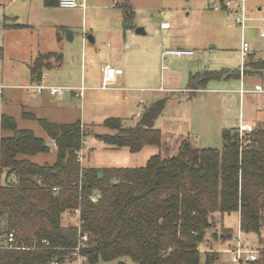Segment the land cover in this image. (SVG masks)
I'll return each instance as SVG.
<instances>
[{"label": "trees", "instance_id": "1", "mask_svg": "<svg viewBox=\"0 0 264 264\" xmlns=\"http://www.w3.org/2000/svg\"><path fill=\"white\" fill-rule=\"evenodd\" d=\"M224 1V0H220ZM55 5V0H45ZM127 26L134 12L125 4ZM63 61L62 52L39 54L30 63L35 80ZM264 59L250 56L247 74L263 77ZM240 76L221 71L192 74L197 88L214 79ZM24 117L35 118L29 112ZM56 140L57 160L39 164L30 156L51 150L32 129H19L14 116L3 114L1 126L14 135L0 139V233L14 231L29 249H5L0 264H48L64 260L80 241L77 224L63 223L66 212L81 210L82 254L90 264L121 259L127 264H201V243L216 212H239L242 232L261 233L264 226V127H255L241 142L238 127L223 130L224 146L194 148L183 142L176 155H153L143 167H86L79 160L85 127L81 120L56 123L37 118ZM115 132L97 134L105 143L133 153L160 145L162 130L108 117ZM99 199L92 201V195ZM234 233L224 228L222 237ZM45 240V241H44ZM262 254L253 264H264ZM211 252H207L209 254ZM71 257V256H70ZM216 258L208 255L207 264Z\"/></svg>", "mask_w": 264, "mask_h": 264}, {"label": "rangeland", "instance_id": "2", "mask_svg": "<svg viewBox=\"0 0 264 264\" xmlns=\"http://www.w3.org/2000/svg\"><path fill=\"white\" fill-rule=\"evenodd\" d=\"M117 1H119L118 5L114 4V0L108 2L107 5L111 9L99 8L96 12L91 9L86 10L83 17L82 9L72 8V10L76 9L73 21L70 20L74 28L65 32L64 45H62V50L60 48L64 53L63 63L60 67L61 78L69 79L73 73L74 75L78 73L82 65V51L85 45L81 32L82 25H85L88 32L91 33V28L98 29V31L96 29L98 39L95 43L89 40L87 42V58L83 61L84 72L91 73V71L97 70V67H93L90 62V46L99 52L113 48L118 53L122 52L126 58L125 63H127L128 69L124 76L134 72L133 80L135 82L142 84L152 82L156 86H161L163 91L154 93L87 91V96L83 99L75 96L68 97L66 94L68 99L65 106L67 109H58L56 103H53V106L49 108L42 107L39 104V97L42 95L36 96L37 94L27 87L6 88L4 89L5 93L0 95V139L4 136L14 135V131L2 129L1 117L3 113H6L16 118L19 129H32L37 136L47 140L51 148L49 152L30 156L32 161L39 164H53L57 160L54 143L37 120V118L43 117L49 120L61 117H68L71 121L81 120L85 127L84 144L81 149L82 165L86 167H143L155 154H160L164 158L176 155L183 142H187L194 148L221 150L224 146L223 130L235 125L241 114V95L238 92L241 86L240 77L232 75L228 79L211 80L205 88L194 94L190 88L197 81L193 82L190 74L224 69L229 70L232 74L238 72L242 63V27L236 23L232 15L207 8L209 2L205 0ZM125 4H128L135 14L132 21L134 26L142 27L145 30L143 34L135 33V41L130 34H134L137 28H131L130 34L127 33L124 37L125 26L128 22L124 10V7H127L124 6ZM69 9L71 8H65V10ZM78 14L80 17H77ZM66 16L69 17L68 13ZM163 21H168L172 27L162 29ZM78 30H80V34H78ZM260 32L259 27L246 29V40L250 42L251 49L255 45H264V39L259 35ZM69 33L75 38L70 39ZM181 44L186 45L182 47L193 48L196 54L191 58L170 56L166 62L168 68L163 70L160 49L162 51L164 48H178ZM149 47L150 52L147 50ZM14 54L15 48L13 49L8 42L6 45L0 43V82L14 84L19 79L31 83L29 65L27 66L30 58L19 61L14 58ZM150 56H152V60L157 58L156 63L151 61V66L147 64ZM253 56L256 59L257 55ZM51 60L54 62L55 57H52ZM142 60L145 61L148 71L150 67L152 73L150 80L139 78L141 68L144 70L145 66ZM52 68L47 70L51 77L57 72L54 66ZM144 72H147L146 69ZM246 75V83L251 86L254 82L250 80L251 83H248L247 79L250 78V75H256ZM253 79L256 80L258 77ZM168 87L176 88L168 89ZM46 94L49 95L48 92L43 95ZM126 94H128L127 98H125ZM159 100H164V106L155 120L154 126L162 130L160 145H147L142 151L133 153L128 147L111 146L97 136V134L115 132L104 125V121L108 117H120L125 126H134L140 122L143 113ZM261 102L259 95L246 93L243 103L245 116L252 119L251 121L259 128L264 127V120H262L264 109L260 107ZM23 109L29 113L34 112L36 117H23ZM137 113L140 116H136ZM63 223L65 225L77 224L78 216L73 212H66ZM223 224L232 228L234 233H238L240 230L236 212L214 213L213 226L207 230L206 237L200 246L202 250L201 264H207V257L212 253H216V258L211 264H233L230 254L225 251L230 243L228 239L221 237L225 228ZM242 237L247 246L261 248L264 246V226L261 234L244 232ZM207 252L211 253L207 254ZM120 260L102 261L101 264H120ZM125 261L127 264H133L130 258Z\"/></svg>", "mask_w": 264, "mask_h": 264}, {"label": "crops", "instance_id": "3", "mask_svg": "<svg viewBox=\"0 0 264 264\" xmlns=\"http://www.w3.org/2000/svg\"><path fill=\"white\" fill-rule=\"evenodd\" d=\"M55 1L57 2L55 5H47L45 0H0V43L6 45V43L8 42V44H10V46L13 49L15 48L14 58L16 60L25 61L27 60L26 58H30L29 59L30 61H28L27 66L29 65L28 69L30 70L29 72H30V80H31V83H28V81H22L18 79L19 81L16 80L17 82L14 84L5 83L2 81L0 82V85H4L5 86L4 89L6 88L18 89V88L27 87L28 89L33 90V92L37 94L36 96L42 95L41 97L38 96L40 98L39 104L42 107L49 108L53 106V103H56L58 105V109H67L65 106V104L67 103V99H68L65 96L66 94L68 97L75 96L77 98L83 99L84 97L87 96V91L88 92L89 91H108L112 93L129 92V91H133V92L141 91L142 93L143 92H153L154 93V92L163 91V88L161 86L160 87L156 86V84L152 82H144L143 84L139 82H135L133 80L134 72L130 74L128 73L127 76H124L126 74V70L128 69V65L127 63H125L126 58L125 56H123L122 52L118 53V51L113 48L107 49L103 52H99L96 48H94L93 46H90V62L93 67L95 66L97 67V70L91 71V73H88L87 71L84 72L83 61L84 59L87 58V52H88L87 42L89 40L90 42L95 43L98 39V32H97L98 29L96 28L97 29L96 31L94 27L91 28L90 29L92 31L91 33V32H88V29L87 27H85V25H82V32H81V36L83 39L82 41L85 47L83 48V51H82V54H83L82 65L80 69L78 70V73H75V75L73 73V75H71L69 79L63 80L60 75L61 74L60 67L63 61L60 64H56L57 60H55L54 64L56 65H54L55 67L54 69H56L57 72L53 74V76L51 77V74L47 70H45L42 75V78L40 80H35V75L33 74L30 68V63H32L39 54H43L47 52H62L61 51L62 45H64V40H65L64 34L69 29L72 30L74 28L71 25V21H73V17L76 13V9L72 10L71 8L69 10H65V8H61L58 5V0H55ZM205 1L206 2L208 1L209 3L215 2L214 0H205ZM108 2H110V0H81V6L77 8L82 9L81 15L83 17L86 13V10H89V9H91L94 12H96L99 8L111 9L107 5ZM114 4L118 5L119 1L114 0ZM246 4L248 8V14L251 17L257 19L251 22V27H256V28L259 27L261 31H264V24L259 20L261 17L264 16V0H246ZM124 10H126V7H124ZM218 11H223L229 15H232L231 13H228L225 10H218ZM65 12L68 13V16L70 18L66 16ZM79 14L77 15V17H80ZM163 22H166V21H163ZM125 27H126V31L124 32V37H126L127 33L130 34L131 28L132 29L137 28L136 26H134V24L132 26H125ZM171 27H172L171 24H170V27L168 28H163L161 25V28L164 30L170 29ZM77 28L79 29V27ZM78 32H79L78 34H80V30H78ZM135 33L137 32H134V34H130L132 35V38L134 41H135V38H134ZM140 34H143V33H140ZM68 36L70 39L75 38L71 33H69ZM260 37L264 39V36L260 35ZM126 46H127V43H126ZM182 46H186V45L181 44V46H178V48L193 49L190 46L189 47H182ZM165 49L166 48H164L162 51L160 49V52H159L161 56L160 58H162V53ZM147 50L148 52H150V47ZM62 54H63V59H64V53L62 52ZM159 54H158V58H159ZM195 54L177 56V57L191 58ZM253 55L255 56L257 55L256 59L258 58L264 59V45H260V44L255 45L254 48L252 49V56ZM173 56H176V55H173ZM151 61H154L156 63L157 58L152 60V56H150L147 60V64L150 65ZM142 63H144L145 65V61L143 62L142 60ZM108 64L122 67L124 69V73L119 75L117 80L114 83L110 84L108 88H104L103 84H104L105 67ZM143 68L144 70L146 69L147 72H144V70H142L141 68V73L139 74V78L141 80H147V79L150 80V77L152 75V73L150 72V67H149V71L147 70V65H145ZM263 75H264V71H263ZM191 76H192V73L190 74V78ZM249 77L250 78L247 79L248 83H251L250 80H252V82H255V81H258V79H260L258 75L256 76L250 75ZM254 77H258V79L254 80L253 79ZM39 81H43L47 85L63 86V87H66V90L63 94H60V95H53L48 91L46 92H48L49 95L47 94L43 95L45 92L43 94H39L36 92L35 89L30 87L31 84H34ZM196 86H197V83L192 88H190V91L194 94H196L199 90L203 89V88L198 89ZM169 88L175 89L176 87H168V89ZM240 88L238 89L239 93H240L239 91ZM177 89H181V88H177ZM4 93L5 92H3V94ZM245 95L243 96L241 95V108H242L241 114H240V117L237 119L236 124L233 125L232 127L237 126L240 118H243L246 122L256 127V124L253 121H251L252 119L250 120L245 116V112L243 110V103H244ZM127 96L128 94L125 95V98H127ZM259 96L261 97V100H262L260 107L264 109V95H259ZM26 107H29V106H26ZM24 112H26V109L22 110V115ZM3 114H6V113H3ZM32 114L35 115L34 112ZM137 115L138 113L136 114V116ZM61 116H64V115H61ZM66 119L68 121H65ZM262 120H264V116L262 117ZM50 121L56 122V123H72L78 120L71 121L68 119V117H61L60 119H53ZM236 214L239 220V228H240V214L239 212H236ZM223 227L230 228L229 226L227 227V225L225 224H223ZM234 234H237V233H234ZM228 241L230 244L232 243L231 238H229ZM251 248H255V247H251ZM262 248H264V246H262L261 248H257V249H262Z\"/></svg>", "mask_w": 264, "mask_h": 264}, {"label": "built area", "instance_id": "4", "mask_svg": "<svg viewBox=\"0 0 264 264\" xmlns=\"http://www.w3.org/2000/svg\"><path fill=\"white\" fill-rule=\"evenodd\" d=\"M58 5L61 8H75L81 6V0H58ZM207 8L217 11L225 10L228 13H231L236 23L239 24L243 29V41L241 46L242 63L239 68L241 78V88L239 91L241 95L243 96L246 93L264 95V76L258 79V81L252 83L251 86L247 85L245 80L247 76V63L250 59V54L252 53L251 44L248 40H246V29L248 27H251V22L257 20L256 18H253L248 14L246 0H224L222 2H213L209 3L207 5ZM259 20L264 24V16ZM162 27L168 28L170 27V23L168 21L162 22ZM260 35L264 36V31H261ZM193 54H195V50L193 49L168 48L162 53V68H168V64H166V62L169 60L170 56H184ZM123 73L124 69L122 67L111 64L106 65L103 84L104 88H108L109 85L114 83L117 80L118 76ZM30 87L35 89L39 94H43L44 92L48 91L53 95H60L63 94L66 90V87L47 85L43 81L31 84ZM4 88V85H0V95L3 94ZM237 127L241 142H249V140H246V137L248 133L254 130L255 127L246 122L243 118H240ZM50 139L54 143L55 149H57L56 140L53 138ZM82 157V151H80L79 160L82 161ZM98 199L99 193H95L94 195H92L93 202H96ZM75 214L78 216L77 225L79 226L81 236L79 243L72 249L70 253L71 257L69 255H66L67 257H65L62 261L55 258L48 264H90L89 260H87V258L82 254V243L87 241L89 237L87 234H81V225L83 222L81 220V210L79 208L75 209ZM231 242L232 243L225 251L230 254L233 264H253L257 260H259L263 250L247 246L243 241L241 230L237 234L232 235ZM5 249H29V247L24 246L17 238L16 233L14 231H11L0 233V253Z\"/></svg>", "mask_w": 264, "mask_h": 264}, {"label": "water", "instance_id": "5", "mask_svg": "<svg viewBox=\"0 0 264 264\" xmlns=\"http://www.w3.org/2000/svg\"><path fill=\"white\" fill-rule=\"evenodd\" d=\"M138 34L145 33L144 28L140 27L136 29ZM164 100H159L154 103L150 108H148L142 115L140 124L146 127H153L155 125V120L158 118L163 110Z\"/></svg>", "mask_w": 264, "mask_h": 264}]
</instances>
